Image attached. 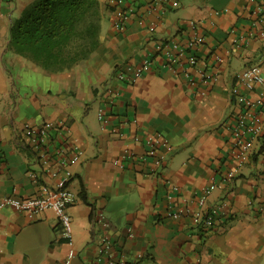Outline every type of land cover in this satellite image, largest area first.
Returning a JSON list of instances; mask_svg holds the SVG:
<instances>
[{
	"label": "crops",
	"instance_id": "crops-1",
	"mask_svg": "<svg viewBox=\"0 0 264 264\" xmlns=\"http://www.w3.org/2000/svg\"><path fill=\"white\" fill-rule=\"evenodd\" d=\"M34 1L0 0V197L34 196L44 183L57 184L24 134L27 125L53 123L46 143L52 155L83 149L68 166L76 196L69 207L77 250L72 264H103L97 257L105 230L113 256L129 264L139 253L145 264H264V133L235 181L224 179L234 166L232 125L241 112L233 89L247 66L260 64L264 73V22L254 4L169 0L150 9L155 0H126L130 17L118 30L116 4L99 0L101 45L52 71L10 46L12 23ZM191 21L206 42L172 65L162 44L174 40L186 47L194 35ZM192 55L197 64L190 63ZM148 56L153 65L136 82L118 78L120 68ZM101 107L108 122L98 116ZM153 134L171 146L159 147L166 155L160 166L147 154ZM212 181L219 187L201 207L196 197ZM170 182L179 185L173 199ZM181 205L219 207L220 214L204 232L191 215L167 214ZM100 215L109 227L94 221ZM68 249L52 209L35 217L0 209V264H63Z\"/></svg>",
	"mask_w": 264,
	"mask_h": 264
},
{
	"label": "built area",
	"instance_id": "built-area-1",
	"mask_svg": "<svg viewBox=\"0 0 264 264\" xmlns=\"http://www.w3.org/2000/svg\"><path fill=\"white\" fill-rule=\"evenodd\" d=\"M169 0H155L151 2L149 8H154L153 5H160ZM254 4V13L262 22H264V0H250ZM117 5L115 9L116 20L115 27L118 30H123L126 27V22L130 17L129 9L124 8L126 0H113ZM193 28V39L189 41L186 47L181 46L180 43L172 40L162 44L161 51L166 56L170 64L175 65L180 62V57L189 48L194 49L196 46L202 45L206 42V38L198 29L196 21H191ZM154 29L155 25H150ZM260 35L264 37V29L261 30ZM218 61L222 57L217 55ZM264 59V53H263ZM198 58L192 55L190 58L191 64H197ZM153 65L151 56H148L142 63L132 64L127 63L124 67L117 71L118 78L125 82H136L145 72L149 71ZM184 72L187 74L186 69ZM188 75V74H187ZM238 103L241 105V112L237 115L233 127V138L231 141V156L234 160V166L229 169L224 179L234 182L239 169L250 159L252 155L256 140L264 133V73L260 64H251L247 66L239 77V83L233 89ZM98 116L100 120L108 122L106 109L101 107ZM62 124V123H61ZM53 123H45L41 126L27 125L24 129L25 136L30 140L33 147L39 155V160L54 177H58L57 184L51 186L43 184L39 194L34 196H19L15 194L0 197V209L11 207L18 211L26 212L30 217H35L44 210L52 209L60 220L62 225V235L68 243L69 249L63 264H72L73 258L77 254L74 238V225L73 218L69 212V207L75 202L76 196L74 191L69 186V180L72 172L68 166L73 162L81 159L83 149L80 146H75L73 153H67L62 150L58 155H52L46 148L47 137L49 130L52 128ZM149 150L148 155L156 157V164L161 165L165 159V153L159 150L160 146L171 148L167 139H164L160 134H153L147 138ZM129 153L123 156L125 159ZM1 156V151H0ZM1 159V158H0ZM121 158L120 161L123 162ZM58 163V164H57ZM57 164L56 168L54 165ZM36 176V175H35ZM219 184L217 181H212L206 187L200 196L196 197V202L199 206H203L206 202L207 196ZM171 194L170 199L177 195L179 185L170 182ZM170 217L179 218L184 215H191L196 220L200 221L201 228L204 232L211 230L217 221L220 214L219 207H213L209 211L201 209H192L190 206L171 207L167 213ZM98 220L104 225V228L110 226V222L104 215H100L94 221ZM130 235H134L130 229ZM113 241L111 235L107 230L100 235V252L98 254V262L103 264H129L125 257L115 258L112 253ZM145 255L138 254L136 264H145Z\"/></svg>",
	"mask_w": 264,
	"mask_h": 264
},
{
	"label": "trees",
	"instance_id": "trees-1",
	"mask_svg": "<svg viewBox=\"0 0 264 264\" xmlns=\"http://www.w3.org/2000/svg\"><path fill=\"white\" fill-rule=\"evenodd\" d=\"M101 21L99 0H36L12 23L10 46L47 69L60 71L101 45Z\"/></svg>",
	"mask_w": 264,
	"mask_h": 264
}]
</instances>
